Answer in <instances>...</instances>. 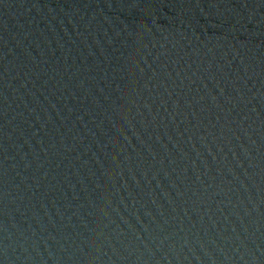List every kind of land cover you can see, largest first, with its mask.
<instances>
[{
    "label": "water",
    "instance_id": "water-1",
    "mask_svg": "<svg viewBox=\"0 0 264 264\" xmlns=\"http://www.w3.org/2000/svg\"><path fill=\"white\" fill-rule=\"evenodd\" d=\"M0 264H264V0H0Z\"/></svg>",
    "mask_w": 264,
    "mask_h": 264
}]
</instances>
